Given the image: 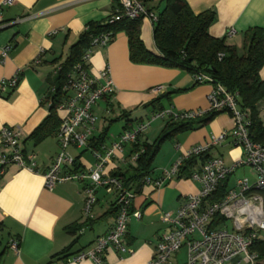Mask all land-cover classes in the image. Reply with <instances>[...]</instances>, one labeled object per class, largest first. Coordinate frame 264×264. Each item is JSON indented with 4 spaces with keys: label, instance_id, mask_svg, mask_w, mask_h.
Returning a JSON list of instances; mask_svg holds the SVG:
<instances>
[{
    "label": "crops",
    "instance_id": "1",
    "mask_svg": "<svg viewBox=\"0 0 264 264\" xmlns=\"http://www.w3.org/2000/svg\"><path fill=\"white\" fill-rule=\"evenodd\" d=\"M2 1L0 52L5 47L9 50L3 63L0 62V79H9L17 71L20 74L16 87L0 96V130L2 127L21 129L20 148L24 153L36 155L39 174L11 165L0 176V264H62L63 255H68L67 258L75 255L109 231L116 214L115 196L99 188L91 218L84 220V183L66 182L52 190L43 186L42 173L59 152L56 137L49 136L37 143L31 134L48 116V110L40 100L55 79V68L68 57L70 48L77 43L86 26L89 23L104 24L118 3L117 0H13L10 5H2ZM185 1L194 14L214 12L215 21L208 28V34L223 39L239 56L245 51L247 30L258 28L264 33V0ZM164 7L161 0L146 3V8L156 15ZM139 30L145 48L159 55L153 40V23L142 18ZM230 30L234 34L228 37ZM106 67L110 70L115 92L110 99L99 100L93 108L98 119L91 144L102 141L98 145L110 146L124 131L127 121L132 128L147 120L155 112L154 107L147 105L164 95L168 96L161 100L163 110L179 113L208 107L206 96L210 85H196L192 75L184 70L132 63L123 32L115 34L106 48L94 51L87 70L96 76ZM259 76L264 81V65ZM160 85L164 90L154 93L152 89ZM56 115L60 120L61 113ZM259 117L264 127V101L260 104ZM162 120L160 126L150 127L140 139L152 143L169 121ZM113 122H121L122 127L118 134L110 136ZM232 128L231 116L219 113L208 124L165 141L153 160L150 176L158 177L162 169L169 168L191 147L206 143L212 135L224 131L230 133ZM152 132L156 134L149 140ZM166 142H172V145L161 153ZM131 146L124 148V161L114 160L116 169L112 174L124 173L130 165ZM69 150L78 169L88 170L94 164L89 150L74 147ZM209 154L220 156L226 166L243 157L242 149L231 145L229 140ZM187 173L171 178L158 189L141 185L132 201V211H138L140 218H129L126 235L132 254L122 256L109 248L102 258L103 264L150 263L159 238L168 231L164 216L173 217L186 197L199 190V185L190 180ZM235 173L226 180V192L234 189L236 180L241 179H234ZM249 173L250 178H243L252 183L256 177L250 170ZM12 241L18 243L17 252L9 247ZM186 261L187 251L183 246L165 264H186ZM74 264L94 263L86 259Z\"/></svg>",
    "mask_w": 264,
    "mask_h": 264
},
{
    "label": "built area",
    "instance_id": "2",
    "mask_svg": "<svg viewBox=\"0 0 264 264\" xmlns=\"http://www.w3.org/2000/svg\"><path fill=\"white\" fill-rule=\"evenodd\" d=\"M147 1L149 0H117L118 7L106 19V23L112 24L124 19L136 21L142 18L156 22L157 15L146 8ZM12 2L13 0H3L1 4L10 5ZM233 34L234 31L230 30L227 36ZM111 39L108 32L93 36L81 60L61 87L64 97L55 110L56 113H61L59 129L55 135L59 152L50 167L42 173V177L43 186L47 190L66 182L84 183V220L91 218L99 188L113 194L115 219L106 234L97 237L90 247L67 258L62 264L79 263L86 259L94 264H103L102 258L109 248L122 256L132 254L126 241L128 220L131 216L139 219L140 213L132 211L135 192L112 174L116 169L114 160L124 161V148L136 144L153 121L163 118L173 121L190 120L208 113H228L233 120L231 132L212 135L206 143L191 147L169 168L162 169L158 177L152 178L148 174L141 179L142 186L161 188L171 178L181 174L185 161L202 155L209 156L202 162L199 160L189 171L188 178L199 185V190L186 197L173 217L164 216L168 231L159 238L149 264L167 263L183 246L187 251L186 264H257L258 257L251 251V246L264 233V146L253 142L249 137L248 128L251 123L239 109L238 93L226 91L222 85L214 83L206 75L194 74L192 78L196 85L208 84L211 87L206 96L207 109L179 113L172 110L155 111L147 120L124 130L110 146L92 148L89 144L97 123L93 108L99 100L110 99L115 92V86L108 67L96 76L90 75L87 69L94 51L106 48ZM8 50L9 47L1 50V63ZM36 63H39L37 59ZM59 69L60 66L55 68V74ZM19 74L17 71L9 79H0V96L16 87ZM163 90L162 85L152 89L154 93H161ZM53 93L55 87H50L48 95ZM48 95L41 99L46 107L51 104ZM21 135L22 131L18 127H2L0 130V176L11 165L32 174H39L36 155L24 153L20 148ZM227 140L243 151V157L230 166H226L220 156L209 154L213 148ZM70 147L89 150L94 160L92 167L88 170L78 169L74 158L68 152ZM141 153L142 149L132 152L129 157L130 165L135 164ZM241 167L249 168L256 177L255 181L250 183L246 178L237 179L234 189L227 191L220 200H214L213 196L221 183ZM216 217L223 218L225 222L222 226L211 228L210 224ZM226 221L231 222V230L227 228ZM9 247L17 252V241L10 242Z\"/></svg>",
    "mask_w": 264,
    "mask_h": 264
},
{
    "label": "trees",
    "instance_id": "3",
    "mask_svg": "<svg viewBox=\"0 0 264 264\" xmlns=\"http://www.w3.org/2000/svg\"><path fill=\"white\" fill-rule=\"evenodd\" d=\"M165 7L158 12L157 20L153 23V40L159 55L149 52L140 38V20H120L108 24L89 23L80 34L75 45L69 50V55L60 64L55 79L48 86L55 87V93L48 95L51 104L47 106L48 116L31 134L37 143L49 136H55L60 125L56 115V106L64 97L61 92L68 75L73 72L74 66L81 60L93 36L110 33L111 38L119 32L127 37L129 60L134 64L155 65L166 68L184 70L191 74H203L210 77L214 83L222 85L230 93H238V106L250 120L248 134L250 139L264 146V127L259 117L260 104L264 101V81L260 79L259 72L264 65V33L261 29L253 28L245 32L244 54L239 56L232 46L224 43L223 39L213 38L208 34V28L215 21L213 11H204L194 14L185 0H161ZM172 92L170 94L176 93ZM169 94V95H170ZM168 95L151 101L147 106L154 107L155 111L163 110L161 100ZM41 105L46 106L44 100ZM157 109V110H156ZM219 113H208L202 117L190 120H169L161 130L158 137L152 142L138 138L133 144L132 152L142 149L134 165L126 166L124 173H114L125 186L135 193L141 187V179L150 174L153 160L159 152L160 146L167 140L197 129L208 124ZM131 123L127 121L124 130L130 129ZM102 141L91 144L98 148ZM98 145V146H97ZM209 156L191 158L185 161L181 173L188 172L200 160ZM77 167V165H76ZM226 193V180L218 187L214 200H220ZM225 220L216 217L210 227L222 226ZM251 251L258 257L257 264H264V233L262 238L255 241ZM63 255L61 260H66ZM1 258V254H0Z\"/></svg>",
    "mask_w": 264,
    "mask_h": 264
},
{
    "label": "rangeland",
    "instance_id": "4",
    "mask_svg": "<svg viewBox=\"0 0 264 264\" xmlns=\"http://www.w3.org/2000/svg\"><path fill=\"white\" fill-rule=\"evenodd\" d=\"M98 113V112H97ZM99 114V113H98ZM98 119V118H97ZM165 119V118H163ZM100 121V120H99ZM163 120L162 119H158L156 120L155 122L153 121L150 125V127H152L153 129L154 128H157L158 126H160L162 124ZM121 127H122V123L121 122H113L110 124V131H109V135L110 136H115L116 134H118L120 131H121ZM149 127V129H150ZM152 130V129H151ZM156 132V130H155ZM156 133H151L149 134V140H152V138H154L153 136L155 135ZM172 145V142H166L165 144V150H162L161 153H163L164 151L168 150L170 148V146ZM70 150L68 149V152ZM70 153V152H69ZM165 155V154H164ZM251 174L249 173V168L245 167V168H239L236 170V173L234 175V179L236 177L238 178H243V177H248L250 178ZM252 181V178L250 179ZM251 183V182H250ZM253 183V182H252ZM226 225H227V228L231 230V222L230 221H226ZM227 264H242V263H237V262H230V263H227Z\"/></svg>",
    "mask_w": 264,
    "mask_h": 264
}]
</instances>
